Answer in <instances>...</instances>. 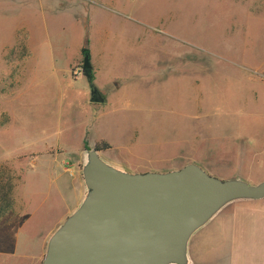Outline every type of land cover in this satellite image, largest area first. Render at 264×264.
I'll use <instances>...</instances> for the list:
<instances>
[{
	"label": "rangeland",
	"instance_id": "374dc122",
	"mask_svg": "<svg viewBox=\"0 0 264 264\" xmlns=\"http://www.w3.org/2000/svg\"><path fill=\"white\" fill-rule=\"evenodd\" d=\"M85 138L134 172L264 180V0H0V177L26 206L0 248L18 241V264H40ZM212 227L193 245L224 243Z\"/></svg>",
	"mask_w": 264,
	"mask_h": 264
},
{
	"label": "water",
	"instance_id": "95a60500",
	"mask_svg": "<svg viewBox=\"0 0 264 264\" xmlns=\"http://www.w3.org/2000/svg\"><path fill=\"white\" fill-rule=\"evenodd\" d=\"M87 52L82 70L90 69ZM106 95L90 82V102ZM76 206L49 234L40 264H192L191 238L226 206L264 199V180L220 179L191 162L134 172L84 139Z\"/></svg>",
	"mask_w": 264,
	"mask_h": 264
},
{
	"label": "crops",
	"instance_id": "0c3cea01",
	"mask_svg": "<svg viewBox=\"0 0 264 264\" xmlns=\"http://www.w3.org/2000/svg\"><path fill=\"white\" fill-rule=\"evenodd\" d=\"M75 180L76 178L69 185L72 197L69 200L64 197L58 185H54V194L62 198L55 200L60 203V206H66V212L62 219L76 206L82 195V182L81 185H78ZM16 187L17 183L13 192L11 208L0 217V234L14 224H26L25 202L21 201L22 199H16ZM208 226L217 229L219 237L224 239V243L218 245L221 248V253H216L218 247L207 243V241L204 245H193L195 236ZM53 229L47 234L45 240H42V244L46 243ZM16 244L18 245V241ZM16 244L11 250L0 248V264H18V250H23V248H16ZM222 246H224V250ZM189 257L192 264H264V199L239 201L226 206L191 238Z\"/></svg>",
	"mask_w": 264,
	"mask_h": 264
},
{
	"label": "trees",
	"instance_id": "16d2710c",
	"mask_svg": "<svg viewBox=\"0 0 264 264\" xmlns=\"http://www.w3.org/2000/svg\"><path fill=\"white\" fill-rule=\"evenodd\" d=\"M83 54L87 52L86 49H82ZM90 69L83 70L84 75L89 79V82L91 81V75H90ZM86 141L84 140L83 147H86ZM96 149L102 150L109 148V144L107 142H100L96 143ZM5 173L7 174V177L5 179V182H2L4 179L2 176L0 177V217L5 215L7 211L12 206V199H13V192L18 180V176H15L10 169L5 168Z\"/></svg>",
	"mask_w": 264,
	"mask_h": 264
},
{
	"label": "flooded vegetation",
	"instance_id": "af4514ba",
	"mask_svg": "<svg viewBox=\"0 0 264 264\" xmlns=\"http://www.w3.org/2000/svg\"><path fill=\"white\" fill-rule=\"evenodd\" d=\"M83 71V70H82Z\"/></svg>",
	"mask_w": 264,
	"mask_h": 264
}]
</instances>
